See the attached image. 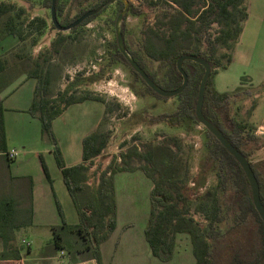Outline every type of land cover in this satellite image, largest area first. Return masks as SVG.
<instances>
[{"label":"trees","instance_id":"obj_1","mask_svg":"<svg viewBox=\"0 0 264 264\" xmlns=\"http://www.w3.org/2000/svg\"><path fill=\"white\" fill-rule=\"evenodd\" d=\"M61 1L57 0L56 3L57 17L60 25L66 27L86 12L97 10L110 0H72V8L67 12ZM51 2L52 0H44L45 7L50 8ZM89 2L91 4L84 7V4ZM116 4L121 12L124 4L121 2ZM108 7L96 16L88 18L69 33H75L79 28L88 25ZM74 8H77L78 12L72 16L71 11ZM15 9L13 4L0 3V43L13 38L18 42L17 49L23 51L20 45H24L33 35L31 31L35 24H37L36 32L39 35L45 30L47 24L42 18H35L26 24L25 20H21L24 14L23 9L19 10L15 17L11 15ZM146 12L158 16L154 28H149L144 34L138 51H131L128 48L125 33L122 31L126 50L150 79L167 91L176 90L183 83V78L177 71V62L181 56L193 55L207 60L212 66V73L207 84L203 114L247 158L243 148L248 143L256 145L259 143V139L254 136L253 128L236 120H231L230 127L225 128L220 116L233 105L235 100L242 96L248 98L249 94L243 85L224 93L212 88L214 74L218 70L226 71L232 65L233 51L242 33L243 23L248 17L247 0H139L137 5L130 4L128 14L141 16ZM214 26L218 27L216 32H213ZM52 28L56 30L53 25ZM68 39L69 35L58 32L53 42L54 51H57V48ZM35 44L36 42L33 41L32 45ZM222 50L225 52H221ZM113 51L112 61L120 62L130 68L116 44H113ZM5 54L0 58V74L9 67ZM141 54L153 63L159 64L163 73H151ZM17 57L19 62L14 63L12 68L23 70L22 73L26 75V79L36 81L34 100L28 113L40 120L42 134L53 141L57 164L79 218L77 225H68L61 205L55 197L58 213L63 220L62 226L52 228L53 242L57 249L89 251L97 264H103L100 246L110 238L116 228L114 176L119 173L141 171L152 183L151 210L145 229V238L152 255L158 260L167 263L173 259L174 235L185 231L192 238L195 264H216L217 245L223 243H225L226 264H261L263 262L264 224L253 204L249 183L239 164L208 131L205 130L211 141L209 160L217 167V191L224 192L227 201L222 202L216 193L213 194L210 214L206 218L207 225L203 231L204 236L198 238L190 225L193 221L186 219L189 212L179 209L177 204L172 203L173 197L168 192L170 186L174 185L173 168L177 160L171 145L153 142L145 146L146 150L139 151L137 146L127 148L128 142L124 141L121 149L126 148V152L121 154L122 165H118L116 159L112 160L105 170L99 172L95 191L92 190L89 186L88 173L92 161L99 158L107 149L111 133L98 129L84 138L82 163L68 168L53 137L52 123L63 111L73 105L92 101L107 106L106 102L91 93L80 96L61 95L59 101L49 100L50 70L43 68L38 60L34 62V68L27 72V64L20 56L17 55ZM183 69L188 75V86L176 97L180 102L178 112L168 116L171 121L167 122L176 125L181 121L192 120L200 126L195 117L194 107L204 68L192 62H184ZM130 70L140 79L148 93L159 97L131 68ZM4 113V105L0 101V241L3 246L0 263L9 258L20 257L19 250L15 246V233L31 226L34 215L33 180L30 177H14L11 173L13 160L8 157ZM172 143L174 147L180 149V143L177 140H173ZM40 160L44 173L51 183L43 156H40ZM134 160L144 164L137 167L130 166V162ZM250 165L259 183L261 201L264 206L263 173L254 164L250 163ZM165 200H169L170 203ZM228 216H231L230 220ZM227 222H229V228L225 229Z\"/></svg>","mask_w":264,"mask_h":264},{"label":"rangeland","instance_id":"obj_2","mask_svg":"<svg viewBox=\"0 0 264 264\" xmlns=\"http://www.w3.org/2000/svg\"><path fill=\"white\" fill-rule=\"evenodd\" d=\"M71 2L72 0L61 1L65 12L72 8ZM126 2L137 5L139 0ZM0 3L13 4L16 7L11 13L13 17L23 9L21 20H25L26 24L35 18H42L47 24L41 35L36 32L35 24L31 31L33 35L24 45H20L23 51L15 46L6 52L9 66L15 63L14 54L20 56L27 64V72L33 69L34 62L39 60L41 66L48 68L51 73L49 100L59 101L61 95L80 96L91 93L102 98L107 104L103 105L104 114L98 126L101 113L98 110L102 105L96 102L83 107L72 106L63 111L52 123V134L58 148V142L67 144L70 138L79 140L92 125L94 131L100 129L111 133L107 149L99 158L92 161L88 173L90 188L95 191L99 172L105 170L112 160L116 159L117 164L122 165L121 154L126 152V148L121 149L124 141L128 142L127 148L137 146L139 151L146 150L145 146L153 142L170 144L171 150L177 155V160L173 168L174 185L170 186L168 192L173 197L172 203L177 204L179 209L189 212L186 219L193 221L190 225L197 237L202 238L213 194L216 193L222 202L227 201L224 192L217 191V167L209 160L211 141L205 129L192 120L181 121L176 125L169 124L167 121H171V118L168 119V116L178 112L179 100L160 98L148 93L129 67L112 61L113 44L117 45L115 20L120 13L117 4L109 6L101 15L75 33H64L66 36L69 35V39L54 51L53 42L58 36V31L52 28L51 7H45L44 0H0ZM89 4L91 3L84 4V7H88ZM77 12L78 9L74 8L71 15L75 16ZM157 20L156 14L148 12L141 16L126 14L122 31L131 51L139 50L144 34L149 28H154ZM217 30L218 27L214 26L213 32ZM243 40L237 61L226 71L218 70L214 74L212 88L224 93L243 85L248 92V98L239 97L220 118L225 128L230 127L231 120L246 123L253 128L254 136L259 139V143L257 145L248 143L243 150L249 162L262 171L264 176V130L261 131L264 128V31L259 34L248 33L247 39ZM33 41L36 42L35 45H32ZM141 56L151 73H163L159 64L153 63L144 54ZM84 108H87V111ZM27 136L16 132L8 141V148L13 147L18 151L11 168L22 162L24 165L21 170L36 175L39 159L33 151L45 148L41 155L44 156V161L48 162L50 151L55 158V146L46 135H42L43 139L39 144L33 143ZM173 140L180 143V149L174 147ZM143 164L135 160L130 162V166L133 167ZM114 185L119 199L129 198L127 206L123 203L124 211L121 214L123 220L120 221L121 223L130 221L134 232H137L143 227L145 215L150 214L152 183L143 172L136 171L115 175ZM58 201L66 219L70 212L69 203L62 196ZM165 201L170 203L169 200ZM230 218L231 216H228L229 220ZM228 223L224 226L225 229L229 228ZM174 240L175 253L170 262L164 263L152 257L151 261L141 260L139 264H154L153 260L155 264H195L191 236L183 231L176 233ZM224 246L225 243L217 245L216 264H226Z\"/></svg>","mask_w":264,"mask_h":264},{"label":"crops","instance_id":"obj_3","mask_svg":"<svg viewBox=\"0 0 264 264\" xmlns=\"http://www.w3.org/2000/svg\"><path fill=\"white\" fill-rule=\"evenodd\" d=\"M247 12L248 17L243 23L242 33L233 51L231 66L235 64L238 56H240L241 50H239V47L244 41L243 39H247L248 33L251 35L264 31V0H248ZM17 44L18 42L13 38H8L3 43H0V58ZM14 57L15 63L18 64L17 55L14 54ZM12 67H7L5 72L0 74V101L3 102L5 109L4 123L7 140L9 141L16 132H21L24 135H28L27 137L32 139L33 143L39 144V142H42L41 139H43L40 120L28 113L34 100L36 81L34 79H26V75L21 73L22 71ZM88 103H92V101L77 104V106L83 107ZM84 109L87 111V108ZM98 111L101 113L97 126L103 117L104 106L102 105V108H99ZM95 131L92 125L89 131L84 133L79 140L70 138L67 144L58 142L66 167L69 168L82 163V142L84 138ZM44 150L45 148L33 151L38 155L39 159L36 175L30 171L21 170L22 165H24L22 162L18 163L15 168H11V173L14 177H30L33 180L34 215L31 226L15 233V246L19 250L20 257L18 259L9 258L0 264H97L92 259L89 251L59 250L53 242L52 228L60 227L63 224V220L57 210L55 197L59 199L62 196L69 203V217L65 219L68 225H77L79 218L61 169L57 164L56 158L52 156V151H50L49 161H44L51 183L45 175L40 160V156H43L41 153ZM12 151L16 153V156L18 155V151L15 148H8V153ZM115 199L117 207L116 228L110 238L100 246L102 263L125 264L129 262L128 264H139L141 260L151 261L154 256L145 238V229L148 225L150 214L149 216L145 215L143 227L134 232L130 221L125 223L120 221L121 219L123 220V217H121L124 211L123 203L127 206L129 198L127 200L125 198L119 199L115 189ZM27 242L30 244L29 247L25 245ZM2 251L3 246L0 241V253ZM153 259H156V257ZM153 261L155 264V260Z\"/></svg>","mask_w":264,"mask_h":264},{"label":"water","instance_id":"obj_4","mask_svg":"<svg viewBox=\"0 0 264 264\" xmlns=\"http://www.w3.org/2000/svg\"><path fill=\"white\" fill-rule=\"evenodd\" d=\"M118 2H121L124 4V9L118 14L116 20H115V34H116V41H117V47L120 52V54L125 58L130 68L141 78V80L152 90L153 93L158 95L162 98L167 99H174L180 94H182L185 89L188 86V75L183 69L184 62H192L195 64H198L204 68V74L201 79L199 89H198V97L197 102L194 107L195 109V117L197 122L200 126H202L206 131H208L215 139L221 144L222 147H224L227 152L235 159V161L239 164L240 168L244 172L246 179L249 183V187L251 190V197L253 204L255 206V209L261 218L263 224H264V206L261 201V193H260V186L257 181V178L254 174V171L252 170V167L250 165V162L248 158H246L240 151H238L224 136L221 130H219L214 124H212L209 120L206 119V117L203 114V105L205 100V94L207 90V84L211 77L212 73V66L210 63L205 60L204 58L193 56V55H183L179 58L177 62V71L183 78V83L180 86V88L173 90V91H167L159 87L157 84H155L150 77L146 74V72L137 64V62L134 60V58L131 56V54L126 50L123 35H122V23L124 20V17L129 11L130 4L126 2V0H110L105 5L100 7L97 10H91L86 12L84 15H82L78 20L73 22L69 26H61L57 17V10H56V3L57 0H52L51 2V23L55 27V29L60 33H67L71 30L79 27L83 22H85L88 18L96 16L99 12H101L104 8L107 6L116 4ZM261 264H264V260Z\"/></svg>","mask_w":264,"mask_h":264},{"label":"built area","instance_id":"obj_5","mask_svg":"<svg viewBox=\"0 0 264 264\" xmlns=\"http://www.w3.org/2000/svg\"><path fill=\"white\" fill-rule=\"evenodd\" d=\"M261 131H263V130H261ZM8 157H9V159L14 160V159L16 158V153H15L14 151H12V152H10V153L8 154ZM25 245H26L27 247L30 246V244H29L28 242L25 243Z\"/></svg>","mask_w":264,"mask_h":264},{"label":"bare ground","instance_id":"obj_6","mask_svg":"<svg viewBox=\"0 0 264 264\" xmlns=\"http://www.w3.org/2000/svg\"><path fill=\"white\" fill-rule=\"evenodd\" d=\"M262 130H264V128Z\"/></svg>","mask_w":264,"mask_h":264}]
</instances>
